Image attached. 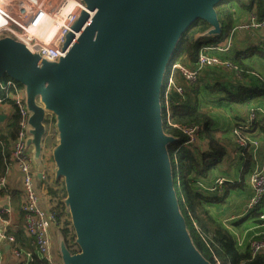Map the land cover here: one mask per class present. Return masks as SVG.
Instances as JSON below:
<instances>
[{
  "label": "water",
  "instance_id": "1",
  "mask_svg": "<svg viewBox=\"0 0 264 264\" xmlns=\"http://www.w3.org/2000/svg\"><path fill=\"white\" fill-rule=\"evenodd\" d=\"M80 1L56 62L0 38V80L23 88L37 165L45 117H54V179L78 248L69 252L59 237L61 262L210 264L179 212L161 93L185 31L202 20L209 35L221 33L222 0Z\"/></svg>",
  "mask_w": 264,
  "mask_h": 264
},
{
  "label": "trees",
  "instance_id": "2",
  "mask_svg": "<svg viewBox=\"0 0 264 264\" xmlns=\"http://www.w3.org/2000/svg\"><path fill=\"white\" fill-rule=\"evenodd\" d=\"M232 5H236L240 10L248 14L252 13L257 20L264 18V0H222L214 7L221 33L209 35L208 32L211 27L205 21L197 20L179 39L174 49L175 53L171 58V64L186 65L188 68L193 69L201 46L216 45V43L222 42L232 28ZM256 52L264 57V50L255 48L237 52L229 60L239 69L237 73L240 76L231 84L222 86L219 83L214 84L209 80L207 76L209 73L205 69L198 74L196 81L192 84H189L180 73L176 72L175 85L181 89V92L177 93L176 90L171 89L166 96V102L163 94L165 89L162 87V127L165 134L175 140L168 145V152L172 165L173 184L179 212L185 222L190 241H192L201 257L210 262V264H215L213 257L219 260L221 264H264V253L253 255L248 242L242 244L241 247H237L233 235L222 223L209 216L207 208L223 202L226 193L219 195L218 191L209 192L204 189L209 185L215 184L213 170L219 166V163L226 156L224 145H222L220 138L215 137L211 126L210 111L205 107L207 96L219 90L228 92L230 91L229 87L237 91L235 95L228 98L229 101L237 102L245 98L253 99L257 96H264L262 79L257 74L252 77L251 72L253 70L243 66V62L255 57ZM247 82L248 84H246ZM10 94V91L6 92L0 88V103L10 104L13 112L8 125L3 128L4 132L0 133L7 150L6 156L0 154V179L5 177L6 174V166L9 164V146L17 133L19 119ZM166 109L169 110L170 124L166 120ZM190 125L201 127L197 141L194 144H187L186 136L183 132L174 127ZM248 148H239L242 152L240 159L243 163L239 181H235V184L224 182L223 187H243L244 177L250 173L253 164V158ZM50 180L51 178L48 177L45 184L49 183ZM57 182L59 183L58 180H56ZM60 183L61 189L54 190L50 184H47L46 191L53 203L51 209L57 213L58 236L64 240L69 252L76 253L78 248L76 243H74V231L70 225L66 207L63 205V200L66 196L65 187H63L62 180ZM19 198H21L20 204L22 205L24 202L23 193L19 194ZM263 206L264 197L261 204L254 210L249 211L240 221L248 219L252 221V224L261 223L263 220L259 219V216L264 211ZM196 227H198L199 232ZM16 231L15 234L18 235L19 244L33 253L32 262L29 264H45L38 260L34 254L35 244L33 238L27 235L22 226Z\"/></svg>",
  "mask_w": 264,
  "mask_h": 264
},
{
  "label": "built area",
  "instance_id": "3",
  "mask_svg": "<svg viewBox=\"0 0 264 264\" xmlns=\"http://www.w3.org/2000/svg\"><path fill=\"white\" fill-rule=\"evenodd\" d=\"M71 4L69 10L64 11L65 6ZM83 5L80 0H0V38L11 37L20 42L31 52L40 55L45 61L56 62L65 56L63 44L66 34L70 31V24L77 17ZM262 31L264 32V18L257 20L255 15H250L243 23L235 24L228 36L216 45H203L200 47L198 59L193 69L186 65L171 64L167 71L164 97L171 89L181 92L175 85L176 72L180 73L189 84L196 81L198 74L206 68H223L233 72H238L228 59L222 56H229L232 49V42L239 32ZM261 49L264 50V37ZM221 56V57H220ZM0 88L6 92L10 91L16 112H18L17 133L9 148V163H13L21 173V188L24 195V202L21 205V225L28 236L32 237L35 244V256L45 264H58L55 255L52 230L57 226V213L51 208H44L39 205L38 189L35 185V171L33 169V157L26 147L28 139V118L30 113L25 107L24 94L19 84L11 79L0 80ZM264 120V108L251 109L249 111L248 123L253 124L257 117ZM166 120L169 122V110L166 109ZM186 136L187 144H194L197 141L201 127L197 126H174ZM244 127L237 125L233 130V140L237 147H251L253 156L258 147V142L249 140L244 134ZM6 147L0 137V154L6 156ZM5 178L0 179V192L3 191ZM225 178L216 180L214 186L209 191L214 192L222 187ZM251 195L247 199V210H254L261 204L264 197V161L257 165L250 172L248 179ZM234 216L229 218L235 220ZM259 219L264 221V211ZM11 220V210L8 207H0V264L3 246L10 249V256L15 264H29L32 262L33 253L18 242V235L15 233L19 228ZM196 229L199 232L198 227ZM203 237V236H202ZM243 239L236 238V246L241 247ZM253 255L264 253V238L252 239L249 242ZM215 264H221L213 257Z\"/></svg>",
  "mask_w": 264,
  "mask_h": 264
},
{
  "label": "crops",
  "instance_id": "4",
  "mask_svg": "<svg viewBox=\"0 0 264 264\" xmlns=\"http://www.w3.org/2000/svg\"><path fill=\"white\" fill-rule=\"evenodd\" d=\"M235 6L236 5H233L232 7L234 8L231 9L233 16L232 27L237 23H243L247 21L249 16L252 14L247 13L241 18L242 15L236 13V10H238L239 8ZM263 37L264 32L262 31H254L252 33L243 31L237 33L232 42L233 46L231 49V53L229 54V56H222V58L227 57V59L230 60L233 56L236 55L237 52H244L248 49L257 48L258 50H263L261 49V46L263 44ZM263 62L264 57L256 52L255 57L251 58V60L243 62V66L249 67L251 70H253L251 72V75H253L252 77L256 76L257 74L264 83ZM205 71L209 73L207 76L210 81H212L214 84L219 83L221 84V86L231 84L235 82L237 78H240V76L238 75L239 73L220 67L206 68ZM246 84H248V82ZM21 89L23 93V88L21 87ZM229 89L233 93H231L230 91L226 92L219 90L218 92L209 94L206 99L207 102L205 104V107L210 111V121L214 135L216 138L221 139V143L222 145H224V148L226 150V156L224 157L222 162L219 163V166L213 170V178H215L214 182L220 178H225L228 183L235 184V181H239L240 171L243 168V163L240 159V155L242 154V152L239 150L240 147H237V145L234 144L232 134L237 125H242L245 128L243 134L249 140H254L259 144L257 150L254 153V156L252 148H248V151L253 158L251 171L255 166L263 164L264 161V120L258 116L253 124H249L247 121L249 111L251 109H256L258 107L264 108V96H257L253 99L245 98L241 101L234 102L229 101L228 98L235 95L237 91H235L234 88L231 87H229ZM12 114L13 112L10 104L0 103V116L2 118V120H0V133L4 132L3 128L8 125ZM44 128L46 130V133L42 138L41 164L37 165L34 163L33 169L35 171L36 177L35 185L38 189L39 194V205L41 207L50 209L53 203L51 202V198L50 196H48V193L46 191V185L50 184L54 190L61 189V180H58L59 183H56V180L54 179L55 168L52 162V148L57 143V132L54 127V117L51 113H47L45 117ZM28 150H30L32 154L33 150L31 146L28 147ZM229 156H233L234 159H238L236 163L237 166L235 168H232V165L229 163ZM249 176L250 173L244 177L243 187L239 186L232 188L230 186L223 187L222 185V187L216 191H218L217 193L219 195H224L226 193L224 201L218 204L211 205L207 208L209 216L214 220L222 223L223 226L233 235L235 244L236 238H240V236L243 239V244L245 242L249 243L251 239L259 240L258 238H264V221L259 224H252V221L248 219H243V221H240L246 214L249 213L246 207L247 199L251 195V189L248 182ZM48 177H50L51 180L49 181V183L45 184ZM4 178V189L2 192H0V207H8L11 210V220L14 225L19 227L21 225V198H19V194H22V176L17 167L13 165L12 162L6 166V174ZM213 186L214 184L207 187L204 186V189L209 191V189ZM231 216H234L236 219L230 221L229 218ZM57 226L52 230L53 244L57 242V230L59 229V226ZM1 257V264H15L14 259H12L10 256V249L6 245L3 246Z\"/></svg>",
  "mask_w": 264,
  "mask_h": 264
},
{
  "label": "rangeland",
  "instance_id": "5",
  "mask_svg": "<svg viewBox=\"0 0 264 264\" xmlns=\"http://www.w3.org/2000/svg\"><path fill=\"white\" fill-rule=\"evenodd\" d=\"M232 6H233V5H232ZM235 7H236V6H235ZM232 8H234V7H232ZM235 9H238V8H235ZM235 9H234V10H235ZM241 11H242V10H239V9H238V10H236V13L239 14V15H242V16H241V18H242V17H243L244 15H246L247 13L244 12V11H243V12H241ZM231 12H232V11H231ZM240 13H242V14H240ZM263 63H264V62H263ZM31 151H32V150H31ZM228 158H229L228 161H229V163L232 165V168H235V167L237 166L236 163H237V160H238V159H234L233 156H229ZM58 239H59V236L56 237V241H57V242L54 243V244H55V248H54L55 251H54V252H55V255H56V257H57V263H58V264H63V263L61 262V259H60V256H59V244H58Z\"/></svg>",
  "mask_w": 264,
  "mask_h": 264
},
{
  "label": "bare ground",
  "instance_id": "6",
  "mask_svg": "<svg viewBox=\"0 0 264 264\" xmlns=\"http://www.w3.org/2000/svg\"><path fill=\"white\" fill-rule=\"evenodd\" d=\"M70 7H71V4H67V5L65 6V9H64V11H67V10H69V9H70Z\"/></svg>",
  "mask_w": 264,
  "mask_h": 264
}]
</instances>
